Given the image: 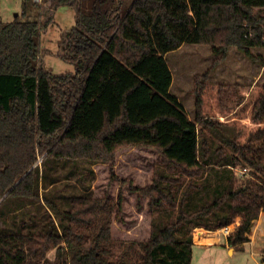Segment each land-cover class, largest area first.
Here are the masks:
<instances>
[{"label":"trees","instance_id":"16d2710c","mask_svg":"<svg viewBox=\"0 0 264 264\" xmlns=\"http://www.w3.org/2000/svg\"><path fill=\"white\" fill-rule=\"evenodd\" d=\"M37 3L33 19L23 8L13 21H0V214L18 211L27 216L22 227L27 220L32 229L0 228V264H190L191 230L236 220L227 244L240 249L252 221L264 215V80L242 93L199 80L190 119L170 93L165 56L191 44L209 45L218 61L232 47L257 58L251 50L264 48V0ZM67 5L76 20L60 57L74 73L53 74L39 64V37L56 8ZM127 147L160 155L151 183L135 188L159 214L149 240L115 254L111 223L122 212L120 195L50 193L59 169L69 167L70 179L78 163L113 164ZM236 166L252 178L236 184ZM30 206L35 213L24 211Z\"/></svg>","mask_w":264,"mask_h":264},{"label":"rangeland","instance_id":"374dc122","mask_svg":"<svg viewBox=\"0 0 264 264\" xmlns=\"http://www.w3.org/2000/svg\"><path fill=\"white\" fill-rule=\"evenodd\" d=\"M132 1L123 0V6H129ZM35 3L36 0H0V21L4 23L13 21L17 15L21 14L23 8L28 11L32 19L35 18L39 10ZM75 15L73 7L68 5L57 7L52 19L46 23L45 28L40 33L39 64L53 74L74 73L73 65L61 59L60 48L65 34L75 24ZM251 52L257 58L248 57L232 47L228 50L226 58L218 61L219 55L213 53L209 45L183 44L180 48L167 53L165 56L173 77L170 93L178 99L188 117L193 119L195 112V95L193 92L196 86L199 88L197 85L199 80L203 81L205 87L223 84L232 86L235 89H242L241 93L245 91V88L264 80V48H254ZM203 75H206V78L202 79ZM215 111L216 118L223 120L219 110L215 108ZM42 157L39 158L38 164ZM159 160L160 155L154 148H121L116 152L113 164L102 162L78 163L79 170H76V173L77 176L82 175V172L85 174L82 177L85 179L86 190L79 184L77 176L65 179L69 167L63 170L59 169L57 175L61 181L55 185V189L52 190L54 193H50V196L57 195L55 194L57 191H59L58 194H63V192L66 195L91 194L93 197L114 199L120 195L122 212L118 219H115L116 212H114L111 223V237L118 243L115 254H120L124 246L129 243L145 242L150 238L151 223L159 213L150 210L148 197L137 192L135 188H143L151 183L154 166ZM240 168L241 166L233 168V173ZM216 178L217 176L212 177L214 181ZM250 178H252L251 175L236 176L235 181L236 184H241L244 180ZM40 192H43V189L40 188ZM198 201L199 197L193 201V204ZM66 204L67 202H64L62 206L65 207ZM24 211L31 214L36 212L31 206ZM17 212L11 218L10 216L1 217L2 214H0V228L12 227L16 229L19 227V230L23 233L32 230L27 220L25 222L26 226L22 227L21 220L27 219V216L21 218L22 216ZM169 216L170 212L163 213L165 219H168ZM55 218L57 221L59 220L57 217ZM13 220L18 224H14ZM238 225L234 223L232 227L236 229ZM261 227L264 228V217L262 222L253 223L252 229L256 228V232L255 234H253V230L249 232V235H253L252 243L249 239L248 243L240 249L233 248L230 245L229 252L221 246L200 249L192 247L190 264H264V232H261ZM197 229L203 228L191 230L193 236H196ZM206 231H210L209 235L213 238L208 242H213L217 238L220 239V242L224 241L225 237L219 234L217 230ZM184 232L182 230L177 235L179 237L184 236ZM195 243L197 244L198 240ZM119 244H121V247H119ZM134 247L136 246L134 245ZM255 249L259 250L258 256L251 254ZM50 256H53V251H51Z\"/></svg>","mask_w":264,"mask_h":264},{"label":"crops","instance_id":"0c3cea01","mask_svg":"<svg viewBox=\"0 0 264 264\" xmlns=\"http://www.w3.org/2000/svg\"><path fill=\"white\" fill-rule=\"evenodd\" d=\"M18 16V15H17ZM16 16V17H17ZM263 217H264V215L263 214H260L259 215V218L258 219H255V220H253L252 221V226H253V223L254 222H262L263 221ZM252 226H251V228H250V231H252L253 230V234H255V232H256V228L255 229H252ZM260 230H261V232H264V228L263 227H261L260 228ZM249 231V232H250ZM247 236H248V238L250 239V237H251V243H252V241H253V235L251 236V235H249V233L247 234ZM250 236V237H249ZM194 237V236H193ZM212 238V237H211ZM213 239V238H212ZM198 240V239H197ZM192 242H193V245H192V247H195V248H198V249H200V248H203V247H211V246H221V247H224L228 252L230 251V246L227 244V238H224V241H222V242H220V239L219 238H217V240H213V242H198L197 244L195 243L196 241H194V240H192ZM246 243H248V242H246ZM246 243H244L243 245H245ZM256 243V242H255ZM242 245V246H243ZM241 246V247H242ZM241 251V250H240ZM236 252V251H235ZM235 254V253H234ZM233 254V255H234ZM253 256H258L259 255V250L258 249H255V250H253V253H251Z\"/></svg>","mask_w":264,"mask_h":264},{"label":"built area","instance_id":"2783aa9c","mask_svg":"<svg viewBox=\"0 0 264 264\" xmlns=\"http://www.w3.org/2000/svg\"><path fill=\"white\" fill-rule=\"evenodd\" d=\"M36 2H40V0H36ZM235 175L238 176V177H243L244 174L247 173V169L246 168H243V169H239L238 171H234ZM234 223H237L239 224V220H236L235 222H233L232 224ZM232 224L230 225H227V226H224L220 229H218V233L223 235L225 238L229 237L235 230V227L233 228L232 227ZM250 237V236H249ZM251 239V237H250Z\"/></svg>","mask_w":264,"mask_h":264},{"label":"bare ground","instance_id":"6f19581e","mask_svg":"<svg viewBox=\"0 0 264 264\" xmlns=\"http://www.w3.org/2000/svg\"><path fill=\"white\" fill-rule=\"evenodd\" d=\"M209 232L210 231H206L204 229H197L196 236H198V242L200 243L210 241L212 238L211 235H209Z\"/></svg>","mask_w":264,"mask_h":264},{"label":"water","instance_id":"95a60500","mask_svg":"<svg viewBox=\"0 0 264 264\" xmlns=\"http://www.w3.org/2000/svg\"><path fill=\"white\" fill-rule=\"evenodd\" d=\"M19 181H20V180H19ZM19 181H17V183H18ZM17 183H16V184H17ZM11 189H12V188H11ZM11 189H10V190H11ZM10 190H9V191H10ZM197 239H198V236H194V237H193V240H194V241H196Z\"/></svg>","mask_w":264,"mask_h":264}]
</instances>
